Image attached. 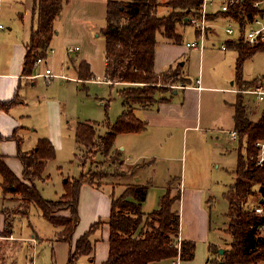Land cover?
Returning <instances> with one entry per match:
<instances>
[{
  "label": "crops",
  "instance_id": "0c3cea01",
  "mask_svg": "<svg viewBox=\"0 0 264 264\" xmlns=\"http://www.w3.org/2000/svg\"><path fill=\"white\" fill-rule=\"evenodd\" d=\"M64 1V9L54 22L56 33L50 43L47 56L43 58L41 64H35L32 74H25L24 69L27 49L37 28L36 0H10V8L8 16L5 17V23L2 22L4 16L2 6H0V24L3 23L4 25V28L0 29V102L17 99L10 110H0V135L5 138L0 142V156L20 180H23L24 173L23 164L18 157L20 150L22 152L31 151L36 148L40 139L46 138L56 148V157L59 158V151L66 146L65 115L60 99H52L44 92H40L39 80L41 79L48 84L53 83L55 79H60L61 84L73 80L78 83L91 81L80 79L77 67L84 60L90 64L91 72H93L92 64L96 58V55L93 54L98 49L95 38L101 35L100 30L106 26L108 4L110 1L128 2L131 0ZM165 1L168 0H163V2ZM220 5L219 0H214L210 7L209 18L216 28L208 31L206 47L203 50L190 48L186 45L187 42L194 39V36L198 38L200 35L194 27L186 24L177 28L180 42L168 39L163 34L158 35L155 52L156 74L161 75L169 69L179 67L178 71L183 72L182 76L186 82L180 81L179 85L174 86L171 90L156 93L154 100L147 104L129 102L127 106L131 107L135 115L146 123V128L139 133L119 134L112 154L109 156L114 157L119 152V157L123 161L126 160L128 172L121 176L120 184L115 187L110 182L86 183L81 187L78 205L80 222L75 229L71 242L61 240L59 236L62 229L49 222L35 206L27 208L25 215L16 214L8 223L9 221L2 215V212L6 207L14 206L12 198H17V196H15L16 194H4L3 177L0 174V233L6 226L12 231L10 236H0V264H13L17 257L21 258V262L24 259V264H68L75 252L78 240L98 222H102V224L90 236L93 252L90 255L80 257L78 264H103L109 257L111 234L109 218L113 200L119 198L128 188L135 186L148 188L147 198L142 205L144 214H150L157 210L161 198L167 193L173 196L175 187H179L181 199L183 194L186 195V199H189L188 211L192 219V231L186 230L185 232L183 215L180 214L181 240L195 242L201 239L200 236L205 233L208 234L211 228V213L204 191L190 189L187 192L182 180L180 185L177 184V177L180 176L176 174L173 161L179 160L175 157L180 147V143L176 139L185 137L191 132L196 134V139H199V133L202 136L208 131H222L228 134L233 141L230 133L235 131L234 105L237 96L239 93L242 96L251 95L242 92L243 90H238L235 79L231 83V87L225 83L218 86H205L203 84L202 63L206 56L205 49L207 47L211 48L210 51L212 52L224 55V59L228 56L227 52L231 53L229 54L230 61L235 64L239 56L237 49L229 45V41L238 43L241 39L238 31L232 38L225 32V27L230 24L238 25L239 22L228 16L227 13L221 12ZM160 9H164L163 14H160ZM169 9L167 6H160L158 15L167 16ZM190 28L192 29L189 37L187 34ZM223 45L226 46L225 50L222 49ZM259 54H264V52L257 53L246 63L250 60L253 61ZM104 60V82L111 85L113 83L106 80L105 75L106 55ZM47 68H51L55 75L64 78L52 77L47 79L42 76ZM244 80L247 82L257 81L255 87L264 89V80L260 76L248 77L245 75ZM119 85L125 88L137 87L124 83ZM206 90L219 92L222 96L220 95V109L205 115L202 98L203 92ZM227 93L235 94V100L232 101L231 98H228ZM252 96L256 98L255 104L258 102L257 105L251 106V98L243 96V100L247 117L256 122L261 118L264 111L260 114V100L255 95ZM50 103L54 110L50 108ZM44 116H46V120ZM212 150L214 156L211 161L215 165V162L222 157L223 152L221 147H217V150L212 147ZM55 160L56 158L50 162ZM216 166L218 167V165ZM158 171H160V177L166 178L155 179V177H159ZM186 171V164L181 161L179 169L181 177H186ZM45 175L48 180L37 181L39 190L45 199L59 200L65 194V174L62 173V182H60L59 177L52 181L51 175L47 171H45ZM53 182L56 183L54 188L56 186L59 188L58 191L53 192L55 198L46 193L47 186ZM15 202L17 203V201ZM176 203L174 210H177ZM181 209L180 206V212H182ZM63 215L68 217L70 213L65 212ZM16 241H18L17 245L14 243ZM196 253L197 244L195 256L190 261L195 259ZM208 253H211L210 250ZM210 258L214 259V256ZM164 262L167 261L156 264H167ZM183 262L187 261L181 263L183 264Z\"/></svg>",
  "mask_w": 264,
  "mask_h": 264
},
{
  "label": "trees",
  "instance_id": "16d2710c",
  "mask_svg": "<svg viewBox=\"0 0 264 264\" xmlns=\"http://www.w3.org/2000/svg\"><path fill=\"white\" fill-rule=\"evenodd\" d=\"M254 1L246 0L231 7L227 15L244 24L245 16L253 17L257 13L253 8ZM203 2L204 0L109 2L107 23L101 30L106 43V80L113 84L124 83L137 87L130 86L121 92L125 101L124 110L115 123L109 120L103 123L107 129L105 133H98L97 127L100 124L78 123L76 142L79 149L85 148L89 152L96 150L97 153L110 156L119 134L139 133L145 130L146 123L140 120L134 110L127 105L130 101L137 104H147L153 101L154 95L151 93V87H156L153 85L159 83L162 77H164L163 80H167L168 77L165 76L175 70L169 69L161 75L156 74L157 37L163 34L168 39L180 42L181 39L177 33L178 26L185 24L187 16L195 15ZM162 5L172 9L167 16L158 15V8ZM35 6L38 11L37 28L27 49L25 74H32L37 59L47 56L50 43L56 33L54 22L61 15L65 1L36 0ZM229 45L237 49L239 53L235 75V83L240 87L238 89H253L257 81H245L243 70L247 60L259 52H264V44L253 47L241 36L238 43L229 41ZM90 67L87 61L83 60L79 63L77 72L80 79L91 80L93 78ZM240 94L234 105L235 131L238 133L239 143L236 180L224 194L229 203L226 213L229 224L226 233L231 236L232 242L218 263L259 264L264 262V235L259 233L258 228L264 223V218L255 214L252 209H248L247 204L251 197L257 195L255 190L257 186L262 193L260 198H264V165L256 166L255 163L246 160L247 156L256 153V142L264 138V112L258 121H251L247 117L243 96ZM16 102V98L8 102H0V110H10ZM4 139L0 135V142ZM117 154L120 155L119 152ZM56 156V148L46 138L40 139L36 148L31 151L22 152L20 150L18 157L24 167L23 180L15 176L0 156L2 186L5 195H19L29 205L39 209L49 222L62 229L60 239L71 242L80 222L78 205L81 187L86 183H97L87 181L81 175L65 182V194L59 200L45 199L37 186V181L48 180L44 174L48 163ZM147 194V187L135 186L128 188L119 198L113 200L109 218L111 230L109 257L103 264H156L177 257L176 238L180 233L181 217L179 211L174 210V204L181 200L180 193L174 198L167 193L161 198L157 210L144 214L142 205ZM67 211L70 212L68 217L61 215V212ZM101 224L102 222H98L92 226L91 230L78 240L75 252L68 264H78L80 257L93 252L90 236ZM10 234L12 231L6 226L0 236H10ZM181 245L182 261L193 259L196 243L183 240ZM213 249L218 253L217 248ZM210 257L208 263L216 260Z\"/></svg>",
  "mask_w": 264,
  "mask_h": 264
},
{
  "label": "rangeland",
  "instance_id": "374dc122",
  "mask_svg": "<svg viewBox=\"0 0 264 264\" xmlns=\"http://www.w3.org/2000/svg\"><path fill=\"white\" fill-rule=\"evenodd\" d=\"M0 6H2L4 16L2 22L5 23V17L8 16V10L10 8V0H0ZM163 10L164 9H160V14H163ZM171 11L172 9H169V13H171ZM191 29L192 28L189 29L187 34L189 37L191 35ZM195 38L196 36H194V39ZM95 39L98 43V49L97 52L95 51L93 54L96 55V58L93 60L94 63L92 64L94 76L91 81L78 83L76 80H73L65 81V84H61L60 79H55L53 83L50 82L51 84H48L40 79L38 82L40 92H44L45 95H49L52 99H60L66 125V146L63 150L59 151V158L56 157L55 161L48 164L46 171L51 175L52 181L57 180L59 177L60 182H62L63 173L67 180L72 179V177L78 178L82 175L87 181H93L97 184L110 182L115 187L120 184L121 176L128 172L126 160L123 161L118 154L114 157H109L102 155L100 152L97 153L96 150L89 152V150L85 148L79 149L76 142V128L78 123L87 122L100 124V126L97 127L98 133L103 134L107 130L103 123L108 120L111 123H115L122 114L124 108L125 101L123 96H121V92L126 88L119 84L113 86V84L110 85L104 82L106 43L102 33ZM210 49L208 47L205 49L206 56L202 63L203 84L205 86H218L221 85V83H225L231 87V83L235 79L233 76L236 74V64L230 61L229 58V54L231 53L227 52L228 56L224 59V55L212 52ZM178 70L179 68L170 71L168 75L165 76L168 77L167 80H163L164 77L160 78L159 83L153 85L156 87H151L152 95L155 96L156 93L164 90H171L174 86H178L180 81L185 83L186 79L182 76L183 72ZM243 74L248 77L260 76V78L264 80V54H259L253 61L250 60L246 63ZM238 88L240 87L237 84V89ZM220 95L222 96L221 93L216 91L206 90L203 92L202 107L205 115L212 114L220 109ZM226 96L231 98L232 101H234L236 97L235 94L229 93H227ZM243 96L252 99L251 106L257 105L258 102L255 104L256 98L254 96ZM102 102L105 103L101 104ZM259 104H261L259 105L261 114L264 111V99L260 101ZM50 108L54 110L51 103ZM44 119L46 120V116H44ZM39 121L42 122V120ZM198 136L199 139H196V134L191 132L185 135V137L182 136L176 139L178 143H180V147L175 157L179 158V160H174L173 162L176 174L180 176L177 177V184L180 185L182 180L184 186L187 188V192L190 189L204 191V196L209 203V212L211 213V228L208 234L205 233L200 236V240L195 241L197 244L195 259L193 261L186 260L187 262H183V264H220L218 262L222 259L223 254H219V250L228 249L232 242L231 236L226 233L229 224V220L226 216L229 203L225 199L224 194L232 187L236 180L239 143L238 140L233 142L234 140L232 141L230 136L222 131H208L202 136H200L199 133ZM218 136L220 137L217 138ZM212 147L216 148V150L217 147H221L223 152L222 157L219 161L215 162V165L214 163L212 164L211 161L214 156ZM181 161H184L186 164V177H181V173L179 172ZM216 165H218V167ZM158 172L159 177H155V179L166 178L160 177V171ZM44 177H46L45 174ZM51 184L47 186L46 193L54 197L55 194H53V192L58 191L59 188L57 186L54 188L55 182ZM178 188L175 187L173 196H171L172 198L180 193ZM255 190L257 195L249 199L247 204L248 209H251L253 205L261 199L262 193L260 192V188L257 186ZM15 196H17V198H12L14 206L9 208L6 207L2 212V215L9 221L8 223L11 222L13 216L16 214L25 215L27 208L32 206L24 201L21 196ZM185 196L186 195L183 194L182 199L176 203V209L179 211V214L182 213L183 215V226L186 232V230L192 231V219L188 211L189 199H186ZM15 201H17V203ZM180 206L182 212H180ZM37 210L40 212L39 209ZM67 212L70 213L69 211ZM63 213L65 212H61L62 215ZM147 229L149 228L147 227ZM14 243L17 245L18 241ZM210 246L212 248V255L208 253ZM213 248H217L218 253H216ZM209 255L214 256L216 260L208 263ZM20 259V257H17L13 261V264H24V259L23 262H21ZM164 263L170 264V261ZM259 264H264V262Z\"/></svg>",
  "mask_w": 264,
  "mask_h": 264
},
{
  "label": "built area",
  "instance_id": "2783aa9c",
  "mask_svg": "<svg viewBox=\"0 0 264 264\" xmlns=\"http://www.w3.org/2000/svg\"><path fill=\"white\" fill-rule=\"evenodd\" d=\"M214 0H204L202 6L197 10L195 15H189L185 19V24L191 27H194L199 33V37L187 42V46L190 48H199L203 50L205 48V43L207 39V33L212 28H216L213 24V21L209 18L210 15V5L213 4ZM220 11L223 13H228L231 7L243 3L246 0H220ZM253 8L256 9L257 13L253 17L245 16L244 24H241L238 21V25L230 24L229 26L225 27L226 34L232 38L236 31H238L239 36L244 37V41L251 46H257L264 44V0H255L253 2ZM4 25L0 24V29H3ZM78 49V48H76ZM222 49L225 50L226 46L223 45ZM43 62V58H39L36 61V65H39ZM45 76L47 79L52 77H61L63 76L55 75L51 69L47 68L45 71ZM183 87V86H180ZM242 92L246 94L255 95L260 101L264 99V89L262 87H255L250 90H243ZM231 138L235 141L238 140V133L233 131L230 133ZM256 153L247 156V161L249 160L252 163H255L256 166H263L264 165V138L260 139L255 144ZM252 211L257 214L258 216L264 218V204L256 202L253 207L251 208ZM259 233L264 235V223L259 226ZM181 232V230H180ZM177 239V248H178V255L170 264H181L182 262V245H181V238L180 233Z\"/></svg>",
  "mask_w": 264,
  "mask_h": 264
},
{
  "label": "water",
  "instance_id": "95a60500",
  "mask_svg": "<svg viewBox=\"0 0 264 264\" xmlns=\"http://www.w3.org/2000/svg\"><path fill=\"white\" fill-rule=\"evenodd\" d=\"M65 181H67V179H65ZM260 203L264 204V198L260 199ZM225 250L224 249H220L219 250V254H224ZM220 264H223V262H220Z\"/></svg>",
  "mask_w": 264,
  "mask_h": 264
}]
</instances>
